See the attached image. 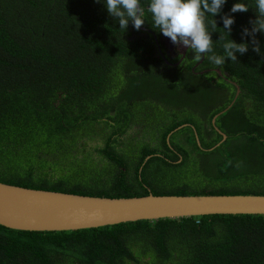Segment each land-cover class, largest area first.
Segmentation results:
<instances>
[{
	"label": "trees",
	"instance_id": "obj_1",
	"mask_svg": "<svg viewBox=\"0 0 264 264\" xmlns=\"http://www.w3.org/2000/svg\"><path fill=\"white\" fill-rule=\"evenodd\" d=\"M239 2L248 11L232 13ZM149 5L140 0L145 30L131 20L126 30L109 14L106 0H0V182L110 198L264 195V32L255 34L260 53L252 36L242 35L258 19L256 0H227L215 17L206 14L215 54L223 55L227 40L249 44L237 61L229 58L221 67L240 87L235 99L237 90L228 82L220 80L218 93L200 91L188 77L160 69L152 36L161 32L153 27ZM225 14L235 20L231 33L224 29ZM212 100L222 104L207 120L217 135L212 145L200 137L199 148L192 136L195 152H188L137 148L122 139L132 125L150 134L162 124L165 144L168 133L198 123L188 118L192 105L200 111L201 101L210 107ZM186 129L192 128L181 131ZM97 138L102 147L92 145ZM0 264H264V215L66 232L0 225Z\"/></svg>",
	"mask_w": 264,
	"mask_h": 264
},
{
	"label": "water",
	"instance_id": "obj_2",
	"mask_svg": "<svg viewBox=\"0 0 264 264\" xmlns=\"http://www.w3.org/2000/svg\"><path fill=\"white\" fill-rule=\"evenodd\" d=\"M215 128L225 139L226 136ZM211 215H264V195L149 193L147 196L110 198L0 182V225L18 231H79L139 221Z\"/></svg>",
	"mask_w": 264,
	"mask_h": 264
},
{
	"label": "clouds",
	"instance_id": "obj_3",
	"mask_svg": "<svg viewBox=\"0 0 264 264\" xmlns=\"http://www.w3.org/2000/svg\"><path fill=\"white\" fill-rule=\"evenodd\" d=\"M226 2L227 0H150L148 11L154 21L153 27L159 28V31L169 37L174 44L189 47L194 53L195 61L199 62L206 58L220 68L229 58L231 61H237V53L244 55L249 48L247 42L236 43L227 40L222 44L223 55L214 53L211 35L214 31H209L206 14L215 17ZM106 8L111 16L118 18L121 29L127 30L130 20L137 30L145 23L140 0H106ZM248 9L245 3L239 2L233 5L231 12H247ZM256 10L258 19L251 21L252 29L245 28L242 35L252 36L253 50L260 53L261 48L255 34L264 32V0H256ZM222 20L224 29L231 33L234 17L225 14ZM211 27L213 30L217 27L215 19L211 21ZM220 40H224L222 35Z\"/></svg>",
	"mask_w": 264,
	"mask_h": 264
},
{
	"label": "flooded vegetation",
	"instance_id": "obj_4",
	"mask_svg": "<svg viewBox=\"0 0 264 264\" xmlns=\"http://www.w3.org/2000/svg\"><path fill=\"white\" fill-rule=\"evenodd\" d=\"M140 29L145 30L143 28ZM152 37L156 46L157 57L163 60V64L161 65L160 69L164 68V71L170 72L169 74L176 78L188 77V80L193 82L194 86L196 85L198 90L202 89L207 91L209 88L208 91L211 93L219 92L220 89L217 90L216 87L221 84L220 80H223L224 82H228L236 88L237 92L234 99L237 98L238 94L240 93L239 85L231 78L228 73H223L221 67L213 68V64L207 63L206 58H203L199 62L195 61L193 58L194 53L189 47H185L182 44H174L171 39L164 36L162 32L159 35L153 34ZM184 101L191 102L194 101V99L188 98ZM204 102L205 101H201V104L199 103L203 106V110H200L201 112L197 110V103L191 106L192 108L190 112H187V115L189 116L188 118L198 119V123L191 124V122H188L182 126H179L174 131L166 135L167 142L165 144L162 143V130L160 128V125L162 124H159L154 131H150V134L145 132L141 126L132 125L129 130L123 133L122 139L127 140L132 146L135 147H137V143H140L141 145L147 144L150 148H186L188 149V152H190V150L195 152V147L192 143H190V138L192 136L195 137L197 146L199 148H204L202 146L200 137H202L203 141L208 142V145H212L214 141L217 140V135L212 133V127L208 124L207 120L209 116H211L212 110L214 108H219V106L222 104L219 101L212 100L209 102L212 103L211 106L207 107V102ZM217 117L218 115L212 117V126L216 125ZM197 125L200 127V130H198ZM187 127H190L193 130L186 129L181 131ZM103 142V139L97 138L96 141L94 140V142H92V145H98L102 147ZM173 150L175 151L176 149ZM192 156L195 158V154Z\"/></svg>",
	"mask_w": 264,
	"mask_h": 264
}]
</instances>
